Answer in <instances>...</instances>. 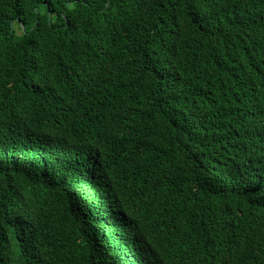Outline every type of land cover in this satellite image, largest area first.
Masks as SVG:
<instances>
[{"label": "trees", "instance_id": "16d2710c", "mask_svg": "<svg viewBox=\"0 0 264 264\" xmlns=\"http://www.w3.org/2000/svg\"><path fill=\"white\" fill-rule=\"evenodd\" d=\"M0 264H264V0H0Z\"/></svg>", "mask_w": 264, "mask_h": 264}]
</instances>
